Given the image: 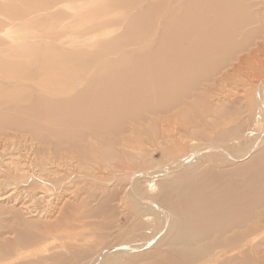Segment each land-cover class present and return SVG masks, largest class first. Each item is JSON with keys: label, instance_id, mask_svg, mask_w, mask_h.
Returning <instances> with one entry per match:
<instances>
[{"label": "bare ground", "instance_id": "6f19581e", "mask_svg": "<svg viewBox=\"0 0 264 264\" xmlns=\"http://www.w3.org/2000/svg\"><path fill=\"white\" fill-rule=\"evenodd\" d=\"M242 1L154 0L135 20L147 22L150 14L160 15L159 10L167 8L161 18L163 30L153 34L142 50L121 54L117 68L106 69L102 76L73 78L61 85L63 76L58 71L64 63L52 58L34 64L32 73L41 77L34 88L46 92L34 105L23 106L20 98L10 94L13 90H33L31 86L11 81L8 72L0 70V216L6 215L10 220L7 224L12 226L0 244V263L19 264L15 262L25 260L22 251L46 242L62 224L68 226L77 212L82 220L112 217L117 210L111 205L113 197L104 198L111 193L120 195L118 207L134 210L141 220L134 232L143 230L149 235L155 221L160 223L153 244L161 245L164 251L138 255L133 262L156 256L154 264H264V237L251 241L264 234V0L262 8L253 6L259 8L255 14L250 13L253 7ZM55 36L46 33L52 56L57 49ZM119 41L126 43L128 36L120 35ZM131 58L135 59L125 63ZM110 72L117 76L105 84ZM148 75L164 90L155 100L150 95L139 98L135 93L144 89L140 81ZM163 78L174 85L162 88L159 81ZM167 80L161 84L166 85ZM199 82H209V90L192 96ZM89 92L91 96L86 94ZM37 106L44 111L39 122ZM244 106L254 114L255 124L263 127L256 144L243 155L228 153L236 163L229 170L199 166L197 159L205 151L214 154V146L198 149L187 139L238 143L235 139L243 136L250 121H237ZM65 110L74 114L67 117ZM126 124L133 128L128 131ZM63 125L115 138L113 142L92 138L95 142L91 143L88 136L78 134L75 137L79 143L88 144L75 147L73 141L64 148L68 138L59 130ZM161 128L170 137L165 138ZM152 141H159L154 148L161 155L174 157L169 167L158 173L168 181L148 194L139 190L137 182L157 175L141 172L149 165V154L144 151L147 145L152 149ZM121 142L132 151L120 149ZM139 147L144 151L138 156L135 151ZM194 148L193 155L182 156L184 150ZM105 157L116 160L114 177L124 180L104 179L110 182V189L92 188L89 164ZM175 171L179 173L171 178ZM126 180L131 181L130 187L124 185ZM91 203L97 205L96 210H87ZM154 209L158 213L155 219ZM82 247L80 244L73 249L80 251ZM144 249L142 244L126 248L124 253L139 254ZM56 258L36 254L33 264L56 262ZM60 261L68 264L69 259ZM94 261L100 263V259Z\"/></svg>", "mask_w": 264, "mask_h": 264}, {"label": "rangeland", "instance_id": "374dc122", "mask_svg": "<svg viewBox=\"0 0 264 264\" xmlns=\"http://www.w3.org/2000/svg\"><path fill=\"white\" fill-rule=\"evenodd\" d=\"M153 1L154 0H0V70H3L4 74H7L8 72V78H10L11 81L24 82L33 89L24 91L13 90L10 94L20 98L19 103H23V106H29L31 104L34 105L37 100H39L41 93L44 95L46 92L44 89H35L38 87L41 77L38 73H32V66L34 64L38 66L45 63L46 60L52 58L64 63L58 71L59 74L63 76L60 80L61 85L72 81L73 78L82 77L83 79L93 76H102L106 73V69L117 68L116 65L119 64L118 58L121 60V54L142 50L151 42L153 34L160 33L163 30L161 18L162 15L167 12V8L164 9V12L163 10H159L162 11V14L160 15H154V13L150 14L151 18L147 22H138L135 20V16L145 11L149 6H151ZM141 2H143L141 6L134 8L135 5ZM241 3L248 7L258 5L260 8L263 6L260 5L261 0H243ZM259 8H251L250 13H257ZM46 33H55L56 35L55 39L57 49L55 50L54 56L49 53ZM42 34H44L45 37ZM123 34L128 36V41L124 44L119 41L120 35L123 36ZM112 42H115L116 45L112 46ZM134 59L135 58L127 59L125 63H130ZM147 62L150 63V60ZM126 66L128 65H125L124 67ZM116 76L117 74L115 72H110L108 74V80L104 81V83H109V81ZM166 80V78L160 80V85L162 88H171L174 85V82H169V80H167L166 85L161 84L165 83ZM140 83L144 89L137 90L135 92L139 98L150 95L155 100L157 99L156 96L158 94L164 93V90L160 89L158 83L153 79V76H146L140 81ZM209 85V82H204V84L199 82L195 91H192V96H196L198 92L202 93L203 91H208ZM60 87L62 88V86ZM86 94L90 96L92 95L91 92ZM188 103H190V100L185 102L182 107L185 108ZM151 105L153 107V103ZM157 107L158 106L155 105L154 109ZM241 108L240 112L243 113L242 118H239L237 121H244L245 119L250 121L247 124L248 128H246L247 130L244 132L243 136L239 137V139H235L239 140L238 143L234 140L226 142L219 141V143H217L214 142L215 139L209 138L203 142L198 141L197 138L189 137V139H187V142L191 145H197L196 148L198 149L200 146H214V154L205 151L197 159L199 166L205 169L215 168L217 171L227 170V168L229 170L236 165V163L229 159L227 155L228 153L230 154L232 151L237 155H243L251 149L252 145L256 144L257 138L262 134V124H258L260 126L255 124L256 119L254 114H249L248 111H246V106ZM74 109L76 108L74 107ZM37 111L38 116H36V121L39 122L44 117L42 106H37ZM65 112H68L67 117L74 114L73 112H69L67 110H65ZM148 125H145V127H149ZM124 128L128 130L133 127L126 124ZM140 128L141 127L138 125L137 129ZM161 129L163 131L162 135L165 136V138L167 136L170 137L166 129ZM194 129L195 128H192V130ZM59 130L65 134L66 139L68 138V140H64V144L62 146L64 148L69 145V142L73 141H76L74 144L75 147L87 145V142L79 143L78 138H76L78 137V134L85 137L88 136L91 143L95 142L92 138L96 140H101L103 138L111 140L112 142L115 138L111 135H98L89 129L84 130L83 128H79L73 130V128L69 127V125H63V128L59 127ZM42 134L48 136L47 133L43 132ZM247 137L249 139H247ZM253 137H255V139ZM150 143V145L153 146L152 149L149 145H147V151H144L143 147H139L141 149H136V151H139L138 153L135 151L138 156L142 154V151H144V153H147V155L149 154L148 156L150 157L149 165L147 168L142 169L141 172H152L155 175L157 173L156 176H153L151 179H147L152 183H145L147 180L143 178L137 182L139 190L142 193L148 194L153 193V188L158 184L168 181L162 180L165 179V177L160 174L158 175V173H160L159 171L162 172V170L169 167L170 159L174 157L171 156V158L169 155L163 156L161 155L159 149L154 148L157 144H159V141H155V143L152 141ZM196 148H194L193 151L191 149L189 151L184 150L185 154L182 156L189 157L193 155ZM120 149L128 151L129 153L132 151L130 146L124 142L120 143ZM242 149L244 151H242ZM184 152L181 151V153ZM109 159V157H105L104 161H101L99 158H96L93 163L89 164L90 170H88L89 172L87 171V173H92V180L89 184L92 188L110 189V182L105 183L104 179L110 180L115 178V180H124L123 177L120 176L114 177L118 169V163H116L115 159ZM120 165L121 164H119V166ZM99 166L102 167L101 170L98 171L97 169ZM169 171L174 172V170ZM177 173L179 172L175 171L171 178H173ZM125 182V186H131V181L126 180ZM149 187H151V189H149ZM109 197H113L111 205L117 209L116 213L112 217L101 215L82 220L77 212V214L69 220L70 223L68 226L62 224L60 229L57 230V233H55L54 236H50L46 242L39 245L37 248H29L22 251L21 257H24L25 260L15 263L33 264L34 255L37 254L38 256H50L53 259L57 257L56 262H48V264H67V261L64 263L60 261L59 263L61 258H63V261L68 258V264H95L94 260L97 261L98 259H100L99 264H154L155 259H157L156 256H152L151 258H148V260L145 259L139 262H133L132 260L138 255L150 256L158 253V250L164 251V247L161 248V245L153 244L155 235L159 233L160 223L155 221L154 229L149 235H147L146 232L144 233L143 230L134 232V227L141 221L139 217H136L134 210L132 209L118 207L120 195L111 196L110 193L106 194L104 198L108 199ZM96 209L97 205L95 206L93 203L87 207V210L91 211ZM152 215L154 219L157 218V210L154 209V213H152ZM0 220L1 244L4 241L3 238L9 235L6 234L4 236V234L7 233L9 230L8 228H11L12 226L7 224L10 220L6 219V215L0 216ZM93 237L95 240H93L92 243L91 241ZM261 237L263 238L264 234L257 236V238L256 236L251 238V241L257 242L255 240ZM213 238H215V236ZM80 239L87 241L80 242ZM84 242L85 244H82ZM80 244L83 246L82 249L80 251H74V249L79 248ZM142 244H144L145 249L139 254L133 253L132 255H127L124 253V249L141 246ZM261 246L263 247L264 252V243L261 244ZM70 247L72 248L69 249ZM86 249L88 251H85ZM89 251L91 252L88 253Z\"/></svg>", "mask_w": 264, "mask_h": 264}]
</instances>
